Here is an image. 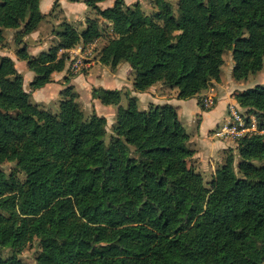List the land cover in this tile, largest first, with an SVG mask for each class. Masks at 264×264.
Returning <instances> with one entry per match:
<instances>
[{
    "label": "trees",
    "instance_id": "16d2710c",
    "mask_svg": "<svg viewBox=\"0 0 264 264\" xmlns=\"http://www.w3.org/2000/svg\"><path fill=\"white\" fill-rule=\"evenodd\" d=\"M84 1L116 33L99 61L115 69L130 60L135 91L162 83L211 110L201 96L221 80L227 51L237 80L264 66V0H178V16L168 0H156L153 15L125 0L104 8L105 0ZM40 4L0 0V41L5 29L22 26L21 42L37 30L47 16ZM62 25L61 40L47 50L17 49L35 73L32 90L66 68L70 55L62 49L103 36L98 18L88 17L82 30ZM92 91L117 107L108 144L107 117L86 115L73 85L57 112L44 108L31 100L15 60L0 54V162L15 161L25 174L0 169V264H26L19 253L35 238L38 264H264V133L236 138V151L226 148L207 187L175 105L142 109L123 89ZM233 97L264 126V85ZM5 247L14 251L8 258Z\"/></svg>",
    "mask_w": 264,
    "mask_h": 264
},
{
    "label": "rangeland",
    "instance_id": "374dc122",
    "mask_svg": "<svg viewBox=\"0 0 264 264\" xmlns=\"http://www.w3.org/2000/svg\"><path fill=\"white\" fill-rule=\"evenodd\" d=\"M47 1L48 0H42L41 6H40L41 9L46 10L47 8L52 7V6L46 7ZM63 1H64L63 5H61V1L59 2V5H54L51 3L53 5V8L47 14L46 18L41 21V24L38 28L40 33H41V37L43 39L47 40V43H46V45H44L43 49H48L52 44H57L61 40L57 31L63 29L62 22L64 20H67V21L73 23L79 30H82L87 25V18L88 17L98 18L100 21V24H101L102 31H103V36L98 39V42L96 43L95 47L93 48V52L90 55V58L86 59V62H90V63L95 60V62H94L95 64L92 65L91 73L96 74L98 71H102V73H103L101 78L96 77L97 81L95 82L96 86H94V87L102 86L104 88H119V89H123V91H125L126 93L133 95L134 93H132V91H135L133 89V83H131V82H133L132 80H133V76H134L133 70L130 72L131 73V75L129 76L130 79H127V76L121 81H119L118 79L113 80V79H111V77L108 79L107 78L108 75L106 73L108 71V69L109 70L110 69L116 70L117 68L113 69L111 66L106 65V64H102L99 61V53H100V50L102 49V47L106 44V42L111 37L116 36V33L113 31L112 25L110 24V22L105 20L99 14H97L95 9L87 6L84 0H77V1H75V0L74 1L73 0H63ZM114 1L115 0H105V1L100 3V6L103 8L111 6L114 3ZM168 1L172 4L173 10H174L175 14L178 16L179 15V10H178L179 2H178V0H168ZM52 2H53V0H52ZM125 2L127 4H130V5L135 4V3H139L142 10L148 15H153L154 13H156L159 10L158 5L156 3V0H125ZM83 5H86V7L84 8ZM73 14H76L77 18L74 17ZM73 21H75V22H73ZM20 29H22V26L19 28V31H20ZM19 31L16 29H10V28L5 29L4 30L5 38L3 41H0V48H2V50H9V51L14 50L13 52H15V53H13V55H15V57H16L17 68L20 70L21 73H23V75H25L26 85L24 87H25V89H27V91L31 92V100L34 103H38L40 106H42L44 108H48L54 112H57L59 110V104H60V100L63 97V94H62V96L58 95V98H56V99H53V98L51 99V96H53V94H51L50 96H47V94L44 93V91H41V89L40 90L36 89V91L32 94V92L34 90H32L30 83L33 80L32 78H33L34 72L32 70H29V68L26 64V60L18 58L17 53H16L17 49L20 48L21 46H23L24 43H27V42H28L27 46L29 47V51L31 50L30 52H35V50H39V48L41 47L42 41H39V43H37V45H36V44H34L33 38L30 37L31 39L28 38L26 40L27 42H25L24 40L28 35L24 36V38L22 40L23 42L18 41V39L20 38V35H22L21 33H19ZM80 45L82 46L84 44H80ZM126 55L130 59L133 55V52L128 51ZM88 57H89V55H88ZM224 58H225V62H224L223 67H222V70H223L222 71V77H223L222 83H224L225 88H226L225 93L230 92V94L232 96H235L236 92L248 89L250 87H254L257 84L264 85V66L261 70L255 72V73H251L247 78L237 80L234 78V76L232 74L233 67H234L233 65L235 63L233 56H232V51H227L224 54ZM70 63H71V58L69 57V61L67 63V66L69 65V72L68 73L70 76H73L76 74H81L82 72H85V70L89 69V67H90V66H83L78 72H73L70 70ZM129 66H131L130 60H126V62H123L118 68L127 69ZM30 73H31V77L29 78ZM79 79H85V78L83 76V78L80 77ZM101 79L108 80V81L104 82ZM129 80H130V85L128 84ZM211 87H216V82H214L213 86H211ZM211 87H209L207 90H209ZM170 89H174L175 92L178 91L177 87H171ZM92 90H93V88H92ZM207 90L203 91V94L201 96L202 98H203V95L206 94ZM215 92H217V91H215ZM126 93L123 94V99L121 102V104H123V105H127V102H128V97H127L128 94H126ZM78 95H79V93H78ZM85 95H87V93H85ZM140 95L138 98L139 107L142 109L147 108L148 105H147V102L145 101V98L143 96H140ZM88 97L90 100H87L85 98V96L78 98L77 100H78L81 108L83 109V111L85 112L86 115H90L93 112H96L99 115H104L107 117V121H108V123H107V134L105 136L104 141L106 144H108L110 142L112 135L114 134L113 124L116 121V112L114 114V112L110 109H111V107H113L116 110V107L114 105H107V104L102 103L99 98H96L93 96V91L91 92V95ZM91 98L97 99L98 103L95 104V102ZM217 101H218V95L216 97V101H215L213 106L216 105ZM223 113H224L223 103H220L218 105V107L216 108V111L214 113H212V116H210V118H215V117L221 116ZM244 113H245V115H247V117H250L249 115H251V113L254 114L257 118L256 122L258 124V127L260 129H264V126L261 127V121L258 117V113L255 110H254V112L248 111V112H244ZM181 120L185 126L186 131L188 133H191L190 134V140L192 139V136L195 135L193 140L197 141V136H196L197 133H196V129H195L196 125H193L192 123H190L185 117H181ZM227 120H228V115H227V118L223 119L221 122L227 121ZM209 123L210 122L206 119V122L204 123L203 129H206ZM263 123H264V120H263ZM262 133H264V132H262ZM219 139H224L225 141L233 142L232 143L233 146H229L226 148L233 147L234 150L236 151V142H235L234 138H231V137L216 138V140H219ZM192 143L195 144L194 142H192ZM226 148L224 150L221 149V151L218 153V155L213 159L214 162H212V163L210 162L211 160H209L208 158L205 160H204V158H202L199 161H197V159L194 157V159L192 160V163L195 166V168L197 169V171L202 173V175L204 177L205 184L207 185V187H211V181H212L213 175H214L213 168H212L213 165H214V167H218L224 162V157L227 153ZM207 161H208V163H207ZM239 161H240V156L237 155L236 164ZM254 162L257 165H261L263 163L262 160H255ZM206 164L210 166V169H208ZM16 168H17V166H16L15 161L0 162V169L5 170L7 173H12L13 171H16ZM16 173L20 177V179L23 180L25 178L24 172L16 171ZM40 251H41V245H40L39 239L35 238L32 241L28 242L27 245L21 250V252L19 253V257L26 264H38L37 257L39 255ZM13 253H14V251L9 247H5L2 250V256L4 258L10 257Z\"/></svg>",
    "mask_w": 264,
    "mask_h": 264
},
{
    "label": "crops",
    "instance_id": "0c3cea01",
    "mask_svg": "<svg viewBox=\"0 0 264 264\" xmlns=\"http://www.w3.org/2000/svg\"><path fill=\"white\" fill-rule=\"evenodd\" d=\"M60 1H61V5H63L64 1L63 0H59V2ZM75 1H77V0H75ZM54 2H55V0H53V2H52V0H48L46 2V5H47L46 7H50V6H52V7L47 8L46 10H43V9H41V10L44 13L48 14L51 11V9L53 8L52 4H54ZM41 3H42V0H41ZM86 5H83V7L85 8ZM40 6H41V4H40ZM73 16L76 17V14H73ZM73 22H75V21H73ZM30 37L33 38L34 44H36V45H37V43H39V41H42V45L39 48V50H35V52H31L32 54H38V53H40L43 50H47V49H43L44 45H46V43H47V40H45V39H43L41 37V33H40L39 29H37V30L33 31L32 33L28 34V36L25 38L24 41L27 42L26 40L28 38H30ZM92 42L96 45V43L98 42V39H96V40H94ZM52 45H54V44H52ZM69 49H66V50L62 49L60 51V53H62L64 51L69 52ZM28 50H29V47H28ZM13 51L2 50V48H0V54L11 56L15 60L16 67H17L16 57H15V55H13V53H15V52H13ZM18 58H19V56H18ZM94 62H95V60L92 61L89 64L90 67H89V69L85 70V72H82L81 74H76V75L71 76L69 81H67V79H66V76L69 74L68 73L69 72V67L68 66H66V68L64 70H62V71L54 72L53 75H52L53 81L47 83L42 88H39V90L41 89V91H44V93H46L47 96H50L51 94H53V96H51V99L52 98L56 99V98H58V95L62 96V91L68 85H73V87L75 89L74 91H76L80 95V96L78 95V98H81V97L85 96V98L87 100H90L88 96L91 95L92 88L94 86H96L95 85V82L97 81L96 77L101 78L102 74H103L102 71H98L96 74L95 73H91L92 65L95 64ZM26 64H27V62H26ZM29 70H31V69H29ZM132 70L133 69H132L131 66H129L127 69H120V68H117L116 70H112V69L109 70L108 69V71L110 73L108 71L106 72L107 75H108L107 78L109 79L111 77V79H113V80L118 79L119 81H121L127 76V79H130L129 76L131 75L130 72ZM18 71L20 72L19 69H18ZM23 76H24V86H25L26 85V78H25V75H23ZM83 76H84L85 79H79L80 77L83 78ZM30 77H31V73L29 75V78ZM34 77H35V73L33 75V78ZM222 79H223V77L221 75V80L217 81L216 82V87H214L215 91H217L216 94L218 95V101L216 102V105L213 106V108L211 110H203L201 108V106L199 104V97L198 96L190 97V98H187V99H180V98L177 97V92L178 91L175 92L174 89H170L171 87H168V86H166V85H164L162 83L154 84L153 86H151L146 91H143V92L132 91V93H134L133 95L137 96V98H139V95L141 94L140 96H143L145 98V101L147 102L148 106H149L150 103H156V104L172 103L173 105H175L176 108H177V111L179 113L180 118L181 117H185L190 123H192L193 125H196L195 129H196V133H197V135H196L197 136V141L193 140L195 135H193L192 139L190 140L191 143L194 142L196 144V145L193 144V143L191 144V146L194 149H196L195 158L197 159V161H199L202 158H204V160L208 158L209 160H211L210 162L212 163V162H214L213 159L218 155V153L221 151V149L224 150L226 147L233 146L232 145L233 142H228V141H225L224 139L216 140V137H213L212 132H211L217 125H219V124L224 122V121L221 122L223 119L227 118V115H228V103L234 99V97L230 94V92L229 93H225L226 92V88H225L224 83H222ZM101 80L104 81V82L108 81V80H103V79H101ZM131 83H133V82H131ZM128 84L130 85V80H129ZM35 91L36 90H34L32 92V94ZM85 93H87V95H85ZM199 96H201V95H199ZM91 99H93L95 104L98 103L97 99H94V98H91ZM220 103H223V111H224V113L221 116H218V117H215V118H210V116H212V113H214L216 111V108L218 107V105ZM110 110H112L114 112V114H115V112L117 111V107H116V110L113 107H111ZM206 119L210 123L208 124L206 129H203L204 123L206 122ZM189 134H191V133H189ZM207 163H208V161H207ZM207 167H208V169H210L209 165H207ZM212 168H213V173H215V171H216V169L218 167H214V165H213Z\"/></svg>",
    "mask_w": 264,
    "mask_h": 264
},
{
    "label": "built area",
    "instance_id": "2783aa9c",
    "mask_svg": "<svg viewBox=\"0 0 264 264\" xmlns=\"http://www.w3.org/2000/svg\"><path fill=\"white\" fill-rule=\"evenodd\" d=\"M95 44L93 42L78 45L69 49L71 58L70 70L78 72L83 66H89L90 62H86V59L90 58L93 52ZM89 55V57H88ZM217 94L215 88L211 87L207 90L206 94L203 95L202 104L205 108L213 107L216 101ZM244 112L239 108L235 101H231L228 104V120L216 126L211 132L213 137L216 138H239L246 134L251 133H262L264 129H260L256 122L257 118L251 113L250 117H247Z\"/></svg>",
    "mask_w": 264,
    "mask_h": 264
}]
</instances>
